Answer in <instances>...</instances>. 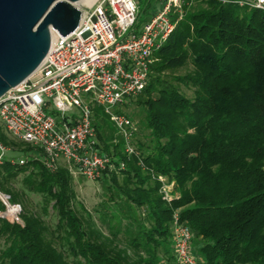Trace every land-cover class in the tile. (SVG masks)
Returning <instances> with one entry per match:
<instances>
[{
  "label": "trees",
  "instance_id": "1",
  "mask_svg": "<svg viewBox=\"0 0 264 264\" xmlns=\"http://www.w3.org/2000/svg\"><path fill=\"white\" fill-rule=\"evenodd\" d=\"M164 2L137 0L130 31ZM181 9L153 52L145 87L123 102L142 109L149 142L135 143V134L128 154L108 115L93 107L98 146L113 164L100 178L109 175V200L122 213L94 217L64 162L50 170L41 149L0 131L1 142L26 157L0 163V193L21 206L20 222L12 221L0 200V264H179L176 211L192 232L197 264H264V10L234 0H181ZM159 174L175 183L169 202ZM29 194L39 196V210L29 208Z\"/></svg>",
  "mask_w": 264,
  "mask_h": 264
},
{
  "label": "built area",
  "instance_id": "2",
  "mask_svg": "<svg viewBox=\"0 0 264 264\" xmlns=\"http://www.w3.org/2000/svg\"><path fill=\"white\" fill-rule=\"evenodd\" d=\"M234 1L264 10V0ZM78 7L81 14L76 28L65 36L52 30L54 38L43 61L0 98V123L14 139L41 149L42 161L50 170L64 162L73 176L96 180L113 164L98 146L93 107L103 109L123 138L125 151L134 153V122L118 106L145 87L153 52L174 29L182 9L181 0H165L134 33L130 28L137 0H94ZM172 13L177 14L175 20ZM50 109L56 114H50ZM7 150L0 140V163ZM156 179L162 198L171 201L176 195L174 181L161 174ZM0 200L5 206L1 215L20 222V204L9 202L1 193ZM171 238L177 262L197 264L190 245L192 232L179 220L177 211Z\"/></svg>",
  "mask_w": 264,
  "mask_h": 264
},
{
  "label": "water",
  "instance_id": "3",
  "mask_svg": "<svg viewBox=\"0 0 264 264\" xmlns=\"http://www.w3.org/2000/svg\"><path fill=\"white\" fill-rule=\"evenodd\" d=\"M88 0H0V98L27 78L51 46V31L65 36Z\"/></svg>",
  "mask_w": 264,
  "mask_h": 264
},
{
  "label": "rangeland",
  "instance_id": "4",
  "mask_svg": "<svg viewBox=\"0 0 264 264\" xmlns=\"http://www.w3.org/2000/svg\"><path fill=\"white\" fill-rule=\"evenodd\" d=\"M79 6V5H77ZM190 66L183 67L179 69L176 74H182L186 72ZM182 91L189 97L193 96V91L189 87L181 86ZM124 101H135V98L132 99H125ZM118 109L123 111L124 113H127L129 116H131V119L134 122L135 128H136V137H135V143L137 140H140L142 142L148 143L149 142V130L145 127L144 123L142 122V117H143V111L140 109V107H137L134 103L129 105L127 107L125 104H121L118 106ZM49 112V110H48ZM0 131H5L3 126L0 123ZM10 139H14L11 137L9 134H7ZM134 143V145H135ZM17 156V158H26L22 157V155L18 156L19 154H16L12 152L11 150H7L5 152V157L6 156ZM73 184L74 188L77 194V199L81 201L85 208L92 213L94 217H97L98 214H104L107 212L106 210H111L112 213H117L118 215L122 213V211L126 210L125 207L118 209V203L117 205L112 204L111 201L109 200V193L111 189H109V175H105L102 178L96 179V180H89L86 179L80 175H75L73 177ZM115 197V201H119V199ZM39 196L35 194H29V208L32 210H39ZM122 210V211H121ZM46 221L49 224H54L55 222V217L53 214L50 213L48 217H46Z\"/></svg>",
  "mask_w": 264,
  "mask_h": 264
},
{
  "label": "bare ground",
  "instance_id": "5",
  "mask_svg": "<svg viewBox=\"0 0 264 264\" xmlns=\"http://www.w3.org/2000/svg\"><path fill=\"white\" fill-rule=\"evenodd\" d=\"M94 0H88L85 4H90V3H92ZM78 5V4H77ZM53 38H54V35H53V33H52V35H51V41L53 40Z\"/></svg>",
  "mask_w": 264,
  "mask_h": 264
}]
</instances>
